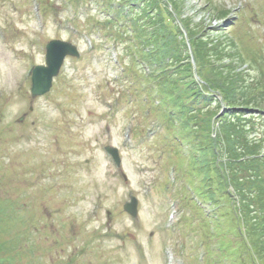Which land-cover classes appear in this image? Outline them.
<instances>
[{"label": "rangeland", "instance_id": "obj_1", "mask_svg": "<svg viewBox=\"0 0 264 264\" xmlns=\"http://www.w3.org/2000/svg\"><path fill=\"white\" fill-rule=\"evenodd\" d=\"M178 1L194 22L218 8L235 12L219 35L235 40L229 54L244 59L245 84L264 83V0ZM70 3L0 0V264H246L239 210L202 192L191 167L180 165L192 139L182 144L175 127H161L143 101L146 81L124 73L131 40L115 37L117 25L115 41L90 33L105 2L90 10ZM55 38L81 54L67 57L51 90L34 97L28 71L45 64ZM150 105L165 107L161 96ZM106 146L119 149L121 166ZM131 195L139 198L136 218L123 209Z\"/></svg>", "mask_w": 264, "mask_h": 264}, {"label": "trees", "instance_id": "obj_2", "mask_svg": "<svg viewBox=\"0 0 264 264\" xmlns=\"http://www.w3.org/2000/svg\"><path fill=\"white\" fill-rule=\"evenodd\" d=\"M90 1L106 3L107 19L110 13L124 17L123 34L115 37L129 42L136 39L135 46L128 43L125 54L132 53L133 65L149 66L148 72L140 73L146 72L151 92L162 97L165 107L160 108L159 103L158 108L164 112L168 128H178L182 143L192 139L188 166L200 179L202 192L215 203L222 197L233 205L229 188L235 190L240 211L236 217L245 236L241 248L251 256L247 263L264 264V135L256 129L264 119L256 114L263 113L264 83L253 78L245 84L246 75L240 68L244 59L229 54L235 40L228 35H207L201 25L181 18L178 0H124L130 4L128 9L112 0ZM169 3L187 32L191 51ZM228 13L216 10L217 17ZM192 56L201 83L195 79ZM197 105L203 106L198 109Z\"/></svg>", "mask_w": 264, "mask_h": 264}, {"label": "water", "instance_id": "obj_3", "mask_svg": "<svg viewBox=\"0 0 264 264\" xmlns=\"http://www.w3.org/2000/svg\"><path fill=\"white\" fill-rule=\"evenodd\" d=\"M79 55V52L72 43L62 40H52L47 45V65L37 66L33 75L32 92L34 95L44 94L49 91L53 77L59 73L66 55ZM119 163L120 158L116 148H108ZM138 200L132 197L130 202L124 206L131 215H137Z\"/></svg>", "mask_w": 264, "mask_h": 264}]
</instances>
